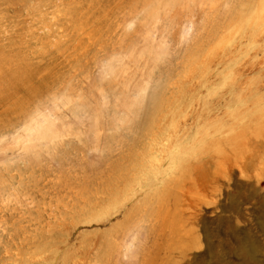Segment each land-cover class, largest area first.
I'll return each instance as SVG.
<instances>
[{
	"label": "rangeland",
	"instance_id": "obj_1",
	"mask_svg": "<svg viewBox=\"0 0 264 264\" xmlns=\"http://www.w3.org/2000/svg\"><path fill=\"white\" fill-rule=\"evenodd\" d=\"M0 264H264V0H0Z\"/></svg>",
	"mask_w": 264,
	"mask_h": 264
}]
</instances>
